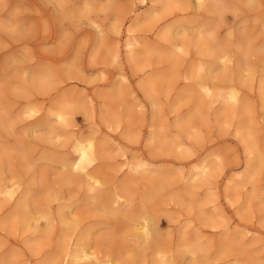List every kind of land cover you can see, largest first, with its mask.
<instances>
[{"label": "rangeland", "instance_id": "374dc122", "mask_svg": "<svg viewBox=\"0 0 264 264\" xmlns=\"http://www.w3.org/2000/svg\"><path fill=\"white\" fill-rule=\"evenodd\" d=\"M216 1L223 8L215 10ZM249 1L206 0L204 7L197 8L193 0H149L147 5H142L141 0H0V113L8 112L13 117L10 126L4 127L0 123V168H5V182L20 184L14 198L0 201V259L12 258L19 263L29 259L28 264H41L56 255L63 230L58 206L74 201V211L83 216L82 229H94L90 244L101 260L113 258L127 264H152L151 250L145 249L137 240L132 232L133 225L127 219L121 215L117 218L104 206L103 209L99 207L89 198L82 178L74 181L70 170L61 162L43 157L45 153H57V150L61 155L73 154L71 140L64 138L65 149L57 147L59 139L51 134L52 127L64 128L49 114L52 105L65 98L73 101L85 99L86 102L92 98L95 99L93 112L81 105L73 106L70 117L74 126L67 129L75 131L70 133L75 136L95 134L101 147L106 149L94 165L109 180L105 198L112 193L116 180L131 181V209H141L143 196L153 191L152 182L148 178L128 175L127 170L121 168L125 162L124 153L130 158L139 156L148 161L149 169L153 170L147 175L154 176L157 171L165 176L171 174L170 184L158 201L155 216L160 236L176 251L177 264H191L193 260L192 255L179 259L177 249L183 225L187 237L199 233L209 246L207 253L199 255L198 264L222 263L237 257L246 264H264V172L255 176V185L259 187L258 194L261 193L263 200L259 201L260 204L257 200L248 202L252 183L241 190L236 182L229 181H238L246 171V163L256 156L248 152L237 132L239 123L246 117L241 113H251L254 135L264 147V106L258 88L264 68V0H255L253 6ZM132 8L142 17L154 10L157 17L153 23L138 27L136 34L140 40L159 41L161 30L177 26L178 37L186 42L182 50L177 49L180 61L175 67L176 73L169 79L158 81L154 95L143 88L144 81L160 74H170L171 63L167 55L173 52L174 46L160 40L159 50L144 52L139 44L135 58L139 65L135 66L118 41V31L132 21L129 18ZM199 29H206L205 33L219 42L216 47L226 54L231 70L228 78H222L223 61H217L205 52V44L198 41ZM100 33L105 34L104 41L100 40ZM246 42H250V46L246 47L249 65L245 76L253 75L254 78L249 86L242 85L232 74L242 55L240 45ZM193 63L203 65L206 71L212 70L218 90L229 85L239 87L243 103L249 110L238 107L226 112L236 114L216 117L214 113L220 109L221 101L210 106V98L200 90V77L188 73ZM30 73H40V81L47 76L54 80V84L43 92L36 91L35 81L26 76ZM123 74L129 77V81L123 79ZM117 84L120 88H116ZM187 90H192L193 94L183 92ZM182 92L184 97L175 104ZM155 96L159 103L152 105ZM30 107L38 110L34 116H20ZM200 108L201 113L206 114L205 121L194 119L188 136L178 121L197 113ZM157 111L162 116V135L182 138L189 148L195 150L194 156H186L181 150H169L162 136L151 141L152 131L160 128L154 118ZM111 113H115V119L109 117ZM49 119L52 120L51 127L46 123ZM34 125L38 131L31 136L27 131ZM106 136L112 138L110 142H103ZM213 152L221 156H209L210 164L223 165V172L213 180L212 186L196 181V198L204 200L208 194H215L216 201L205 207L214 210L217 204L221 205L226 215L221 221H228V228L206 223L197 210L199 203L189 206L186 201L173 198L176 193L185 194L189 185L182 175L193 170L198 158ZM227 183L231 184L228 191ZM27 188L30 189L33 208L37 203L49 201V205H45L53 219L48 224L43 218L38 231L26 229L19 219L4 222L12 215L16 202ZM49 191L58 199L47 197ZM228 192L234 196L226 198ZM0 199H3L2 195ZM247 213L251 215L247 216ZM245 227H249L251 233L236 242L229 256L221 258L220 244L225 239V232L242 231ZM31 237L37 239L28 242ZM143 254L145 257L141 256ZM94 264L104 263L98 261Z\"/></svg>", "mask_w": 264, "mask_h": 264}, {"label": "bare ground", "instance_id": "6f19581e", "mask_svg": "<svg viewBox=\"0 0 264 264\" xmlns=\"http://www.w3.org/2000/svg\"><path fill=\"white\" fill-rule=\"evenodd\" d=\"M193 1L197 8H202L204 7L206 0ZM148 2L149 0H141L142 5H147ZM254 4L255 0L249 1L250 6H253ZM213 8L215 10H218L220 8H223V5L216 1L214 3ZM136 12L137 11L135 8H132L130 10L129 18L132 21L128 25L126 24L124 28L118 31V41L120 43L119 46L125 48L128 53L129 60L131 62H134L135 66H137L138 64L137 59L135 58L137 53V46L139 44L142 46V51L144 52L159 50L158 43H160V40L167 41L174 46L173 52L167 55V59L171 63L172 71L169 72L170 74L168 76H165L166 74H160L156 76V78L155 76H153L144 81L143 88L152 92L153 94L157 91L158 81H163L165 78L169 79L176 73L175 67H177V65L179 64L178 62L180 61V58L176 55L177 49L182 50V46L185 45L186 42L184 40H180V38L178 37L179 30L177 26H171L167 29L161 30L159 33V41L155 40L153 42H149L146 40L147 38H145V40H140L136 34L137 29H139L138 27L153 23L157 19V17L155 15L154 10H149L144 17L136 14ZM119 24L122 26L124 25V23L121 24V22ZM116 27L120 26L117 25ZM205 31L207 30L205 29ZM205 31L199 29L197 32V39L198 41L203 42L205 44V52L213 55V57H215L217 61H223L224 67L222 71V78L226 79L230 76L231 73V70L229 69V65L227 63L228 59H226V54L222 53L217 49L216 46L220 44L219 42H217L215 37L211 36L207 32L205 33ZM100 40H105V34L100 33ZM247 46H250V42H246L240 45L242 55L237 63L236 69L233 71L232 74L239 80L242 85L249 86L252 85L254 78L253 75L249 77L245 76V71L248 70L249 65L248 53L246 52ZM188 73L190 75L196 74L198 77H200V90L205 94V96L210 98L211 107L213 106L215 101H221L220 109H218V111L214 113L216 117H221L222 115H224L226 118L229 117L231 114H236L226 112L235 110L238 107H241L243 111L249 110V107L245 103H243L241 89L239 87L229 85L227 87H222L220 90L217 89V85L214 83L213 80L215 77L212 75V70L206 71V68L203 65L193 63L190 65ZM39 74L30 73L26 74V76L31 78V80L35 81L36 91L43 92L52 87V85L54 84V80H50L49 77L44 76L43 78L46 79L40 81L39 79L42 77V75ZM122 76L124 80L129 81V77L126 74H123ZM185 78H188V76H186ZM115 86L116 88H118L120 85L117 84ZM258 88L259 96L261 98L262 105L264 106V68L262 70ZM119 91L120 90H118V92ZM183 92L193 94L192 90H187ZM183 92L178 96L175 104H178L182 100V98L184 97ZM88 96V98H91L90 95ZM87 97L86 100L88 99ZM155 97L152 99V105H157L159 103L158 98ZM87 101L88 102H86L85 99L80 101H73L71 98H65L52 105L49 114L55 117L57 121L61 124V126L64 128L58 129L52 127L51 134L53 137L59 139L57 147L64 148L65 146H67L65 144L66 141L71 140V148L73 150V154L70 156H65L61 155L60 151L57 150V153H45L43 155L44 159L50 160L52 162H61L62 165L66 167V169L70 170V174L73 175L72 179L74 181L78 182V180L82 178V181L87 188L89 198L92 199L94 202H97V204H99V207L104 206L105 210L116 214V216L121 215L124 219H127L129 224L133 225L132 232L137 238V240L145 249L151 250L152 255L154 256L152 264H177L178 257L175 255L176 251H173V247L170 246L171 244L168 245L167 242L160 236L158 230V222L155 216L158 201L164 190L170 184L171 174L165 176L161 174V171H157L156 175L149 176L147 174H149V172H152L153 170L149 169L148 166L150 165V163L148 161L144 160L139 156H137L138 158H130L126 153H124L123 155L125 157V162H123L121 168L126 169L128 175L133 174L131 176H141V178L144 177L151 180L153 191L148 192L143 196V202L141 204L142 207L140 210L131 209V207H133V201L131 199L129 186V182L131 183V181L118 182L116 180L112 186V193H110L109 196L105 198L104 192L109 189L106 188L109 180L105 176V174H103V172L96 170L94 168V165L101 157V155L106 151V149L104 147H101V143H99L101 141L98 140V137H96L95 134H79L75 136L70 134L76 133L75 131H69L67 129V127H69L70 125L74 126L73 121L70 117L71 109L74 105H81V107L87 110L88 112H93L95 99L91 98V100L88 99ZM37 111L38 110L35 107H30L25 110L24 113H20V116L32 117L37 113ZM241 114L245 115L246 117L245 119H242V121L239 123L237 127V132L240 135L241 139L245 142V146L248 152L254 153L256 154V156L254 160L249 159V161L246 163V171L243 175H241L238 181H235L234 179H230L229 181L231 183L236 182L235 185L237 184L241 190L248 183H252L254 186L250 193L248 191V202L257 200V202L259 203V201L263 202V200L260 197L262 196L260 195L261 193L258 194L260 192V189L258 186L255 185V176L258 172H264V147L258 142L256 136L254 135V127L250 118L251 113ZM115 116V113L109 114V117L112 119H115ZM247 116L249 117V121L247 120ZM205 117L206 114L201 113L200 108L198 109L197 113H191L188 116L182 117L178 121V125L181 127L182 131L186 135L190 136L191 129L193 127V120L199 119L201 121H205ZM154 118L158 122L160 128H158V130L156 129L152 131L150 137L151 141L158 140V138L162 136L166 139V146L169 150H181V152H184L183 154L186 156H194L195 150L189 148L190 146H187L186 142L182 138H175L168 135H162L164 130L161 126L162 116L160 112L157 111ZM12 119L13 117L11 116V113H0V123L4 127H7V125L10 126L9 123L12 121ZM46 123L47 126L51 127L52 120L49 119ZM28 130L29 131L27 132H30V135L34 136L35 133L38 131V128L34 125ZM64 138L66 139V141ZM111 139L112 138L110 136H106L103 142H110ZM19 148L23 147L20 146ZM211 155H214L216 158L221 156L220 153L213 152L210 155H205L204 157L198 158V162L193 165V170L190 171V173L186 172L182 175V178H185L187 180L186 182L189 184L188 187H186L185 194L176 193L173 195V198L179 201H186L189 206H193L194 204L199 203L197 205V210L201 218L206 223L214 227L222 224L223 226L228 228L229 222L225 221L223 223L221 221V218L223 219L224 217H226L224 212L225 210L221 207V205H216L214 210L217 211L208 210L207 207H205L207 203L210 204L209 202L216 201L217 196L215 194H208L207 197H205L204 195V200L202 198H196L198 197L196 189L198 184H196V181L205 183L207 184V186H212L213 180L216 179V177L223 172V165H215V167L210 164L211 161L208 159V157ZM5 172V168L2 166L0 168V195L3 196V199H0V201H3L5 199L10 200L14 198L16 193L20 190V184H17L16 181L5 182ZM126 178L129 179L130 177L127 176ZM230 186L231 184L227 183V191L230 189ZM29 192L30 189L27 188L21 194L20 199L16 202L13 208V212L11 213L12 215L4 219V222L6 223L20 220V223L26 229H33L34 231H38L40 230V221L43 218L48 221V224H50L49 222L52 221L53 218L50 217V212L46 208V205H49L47 204L49 201L45 203L46 205L41 202L37 203V205L33 208ZM235 195H238V193H236ZM231 196L232 192H228L226 198H230ZM47 197H54L53 199L55 200L58 199L57 197L51 194V191L47 193ZM201 199L203 201L199 202ZM73 203L74 201L68 204L62 203L58 206L59 220L63 225L59 252L56 255L45 259L41 264H94L98 261L103 262L104 264H127L124 260L120 261L118 258V261H116L113 258L101 260L98 257L97 250L93 249L90 244V240L94 234V229L93 227H86L82 229L83 216L77 211H74ZM125 208L128 209L126 211H123ZM250 215H248L247 213V216ZM51 227L53 226H50V228ZM184 228L185 225L182 226V229L180 231L179 244L177 249L179 253V259L184 260L188 255H192L193 263L191 262V264H198L199 257H201L199 255H203L205 252L207 253V251L209 250V246L206 245V243L202 240L203 236L199 233H196L195 237H187V233ZM250 233L251 229H249V227H245L242 231L238 229L232 232L226 231L225 239L222 240L220 244L221 258H225L226 255H228L231 250L235 247L236 242L240 239L244 240V238L247 237ZM34 239L37 238L31 237L28 239V242ZM250 241L253 242L255 240L251 239ZM1 246L2 239L0 238V247ZM141 256L145 257V254ZM0 260L2 261V264H28L29 262V259H27L24 262L21 261L19 263L12 258L5 257L1 258ZM214 264H246V262L245 260H242L241 258L237 257L234 260H228L226 262Z\"/></svg>", "mask_w": 264, "mask_h": 264}]
</instances>
